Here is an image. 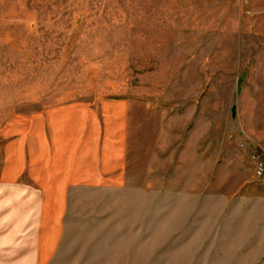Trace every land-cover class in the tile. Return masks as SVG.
<instances>
[{"label": "rangeland", "instance_id": "374dc122", "mask_svg": "<svg viewBox=\"0 0 264 264\" xmlns=\"http://www.w3.org/2000/svg\"><path fill=\"white\" fill-rule=\"evenodd\" d=\"M48 113L98 150L111 118L121 159L68 189L48 264H264V0H0V158ZM17 195L0 256L24 262Z\"/></svg>", "mask_w": 264, "mask_h": 264}, {"label": "crops", "instance_id": "0c3cea01", "mask_svg": "<svg viewBox=\"0 0 264 264\" xmlns=\"http://www.w3.org/2000/svg\"><path fill=\"white\" fill-rule=\"evenodd\" d=\"M110 120L103 130L105 145L100 150L96 148V122L87 127L80 115L66 118L48 113L30 118L23 134L5 140L8 152L0 158V193L8 194L9 204L11 198L16 202L18 193L27 194L33 210L32 240L24 262L11 255V249L16 250L14 239V246H8L9 256H0V264H48L61 233L68 189L81 183L95 185L100 156L105 165L114 162L117 168L121 164L118 140H114L119 127ZM22 177L25 184L20 182ZM11 215L9 212L8 217Z\"/></svg>", "mask_w": 264, "mask_h": 264}, {"label": "built area", "instance_id": "2783aa9c", "mask_svg": "<svg viewBox=\"0 0 264 264\" xmlns=\"http://www.w3.org/2000/svg\"><path fill=\"white\" fill-rule=\"evenodd\" d=\"M261 169H262L261 165H257V166H256V173H257V174H260Z\"/></svg>", "mask_w": 264, "mask_h": 264}]
</instances>
